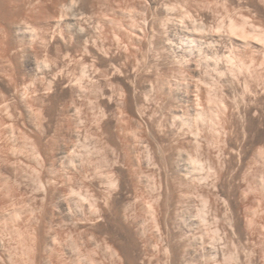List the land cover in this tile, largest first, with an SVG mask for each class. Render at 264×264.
<instances>
[{
	"label": "rangeland",
	"instance_id": "374dc122",
	"mask_svg": "<svg viewBox=\"0 0 264 264\" xmlns=\"http://www.w3.org/2000/svg\"><path fill=\"white\" fill-rule=\"evenodd\" d=\"M0 264H264V0H0Z\"/></svg>",
	"mask_w": 264,
	"mask_h": 264
}]
</instances>
